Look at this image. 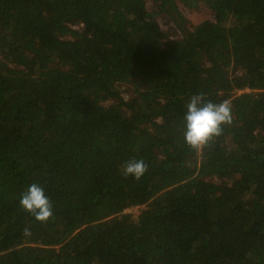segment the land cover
<instances>
[{
	"label": "trees",
	"instance_id": "16d2710c",
	"mask_svg": "<svg viewBox=\"0 0 264 264\" xmlns=\"http://www.w3.org/2000/svg\"><path fill=\"white\" fill-rule=\"evenodd\" d=\"M146 2L0 0V264H264V0ZM197 92L233 113L200 154Z\"/></svg>",
	"mask_w": 264,
	"mask_h": 264
},
{
	"label": "clouds",
	"instance_id": "9594fccd",
	"mask_svg": "<svg viewBox=\"0 0 264 264\" xmlns=\"http://www.w3.org/2000/svg\"><path fill=\"white\" fill-rule=\"evenodd\" d=\"M185 108L183 140L188 149L196 154L203 152L215 139L224 135L226 127L233 125L230 99L216 103L209 100L205 93L197 92L189 96ZM120 171L126 179L131 177L140 181L148 173L149 164L143 157H132L120 166ZM19 206L41 224L48 223L54 216L52 202L44 188L36 182L21 193ZM25 231L27 233V229Z\"/></svg>",
	"mask_w": 264,
	"mask_h": 264
},
{
	"label": "rangeland",
	"instance_id": "374dc122",
	"mask_svg": "<svg viewBox=\"0 0 264 264\" xmlns=\"http://www.w3.org/2000/svg\"><path fill=\"white\" fill-rule=\"evenodd\" d=\"M146 1H147L146 6H147L148 11L154 13V11L156 10V6H154L153 0H146ZM180 8H181L183 15L188 19L189 23H197L204 18H211L212 17L211 12L205 6H201V7L196 8V9H188V8H185L184 6L180 5ZM154 15H155V19L157 20V22L159 23L161 28H163L165 30L173 29L170 21H168L165 16H161V15L156 14V13H154ZM138 210H139V207H133V208L129 209L128 211H130V212L134 211L135 213H138Z\"/></svg>",
	"mask_w": 264,
	"mask_h": 264
}]
</instances>
